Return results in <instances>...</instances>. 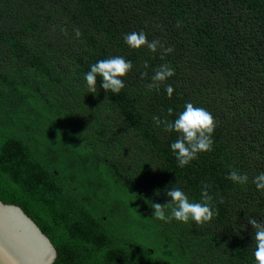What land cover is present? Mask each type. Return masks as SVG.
Masks as SVG:
<instances>
[{
	"label": "trees",
	"instance_id": "obj_1",
	"mask_svg": "<svg viewBox=\"0 0 264 264\" xmlns=\"http://www.w3.org/2000/svg\"><path fill=\"white\" fill-rule=\"evenodd\" d=\"M140 31L173 51L130 49L125 34ZM115 56L133 64L121 93L99 76L88 93L91 65ZM162 64L175 74L149 90ZM189 102L216 128L212 150L181 168L178 134L153 117L174 122ZM261 172L264 0H0V200L47 236L52 264H255ZM176 184L190 202L209 185L211 222L151 218L146 199L166 204Z\"/></svg>",
	"mask_w": 264,
	"mask_h": 264
},
{
	"label": "clouds",
	"instance_id": "obj_2",
	"mask_svg": "<svg viewBox=\"0 0 264 264\" xmlns=\"http://www.w3.org/2000/svg\"><path fill=\"white\" fill-rule=\"evenodd\" d=\"M73 31L75 37L80 39L82 36L81 31L78 28H75ZM124 41L132 50H140L146 47L153 54L159 50L162 57L173 51L171 47L165 48L159 40L149 41L143 31L125 34ZM144 67L148 68V64L145 63ZM132 68L133 64L120 56L97 61L91 65L90 71L84 75L88 93H97V76H99L102 78L100 87L106 93L119 95L125 87L124 78L127 77ZM174 74V69L170 65L162 64L155 70L152 76V83H149L147 88L158 91L161 84H164ZM146 76L147 72L141 73V79ZM165 90L168 97L171 98L174 92L173 87L165 85ZM172 111L171 108L168 109L169 115L172 114ZM153 121L157 126L163 123L166 132L171 133L174 131L178 134L177 139L171 143L170 148L181 168L197 159L199 154L212 150L216 122L212 114L203 107L194 106L189 102L185 104L184 110L174 122L168 120L161 121L158 116L153 117ZM228 179L236 184L243 185L248 182L249 177L247 174H240L238 170L234 169L229 173ZM252 183L257 190H260L264 194V172L256 175ZM177 184L174 187L165 189L166 195L170 197V200L166 204L162 205L145 198L146 203L153 210L151 218L164 222H171L174 219L184 224L193 221L198 227L211 222L216 213L212 210V197L207 191L209 185H204V190L201 193L202 202H190L188 196ZM156 195H160L159 190L156 191ZM166 209L170 210V213L167 215ZM247 220L255 230L254 245L251 247L255 264H264V220L257 221L255 218L249 216Z\"/></svg>",
	"mask_w": 264,
	"mask_h": 264
},
{
	"label": "water",
	"instance_id": "obj_3",
	"mask_svg": "<svg viewBox=\"0 0 264 264\" xmlns=\"http://www.w3.org/2000/svg\"><path fill=\"white\" fill-rule=\"evenodd\" d=\"M56 250L17 205L0 200V264H52Z\"/></svg>",
	"mask_w": 264,
	"mask_h": 264
},
{
	"label": "rangeland",
	"instance_id": "obj_4",
	"mask_svg": "<svg viewBox=\"0 0 264 264\" xmlns=\"http://www.w3.org/2000/svg\"><path fill=\"white\" fill-rule=\"evenodd\" d=\"M161 44H164L163 42L161 43ZM157 57V53H155V54H153V57ZM153 62H157V60L156 59H153ZM153 66H157V63H156V65H153ZM47 134H48V131H44V134L43 135H45V136H47ZM83 145V144H82ZM82 145L80 146V149H83L82 148ZM76 151H77V149H76ZM84 157V159H86L87 157H88V155H86V156H82V158Z\"/></svg>",
	"mask_w": 264,
	"mask_h": 264
}]
</instances>
